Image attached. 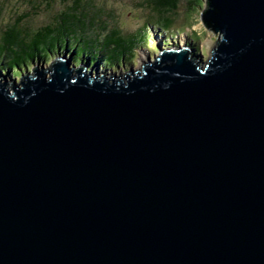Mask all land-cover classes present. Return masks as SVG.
I'll use <instances>...</instances> for the list:
<instances>
[{
  "label": "water",
  "instance_id": "obj_1",
  "mask_svg": "<svg viewBox=\"0 0 264 264\" xmlns=\"http://www.w3.org/2000/svg\"><path fill=\"white\" fill-rule=\"evenodd\" d=\"M204 6L207 63L0 75V264H264V0Z\"/></svg>",
  "mask_w": 264,
  "mask_h": 264
},
{
  "label": "trees",
  "instance_id": "obj_2",
  "mask_svg": "<svg viewBox=\"0 0 264 264\" xmlns=\"http://www.w3.org/2000/svg\"><path fill=\"white\" fill-rule=\"evenodd\" d=\"M192 1L194 8L204 3L203 0ZM180 2L143 0L150 8V16L145 26L133 33H123L111 11L94 0H70V5L55 15L53 21L36 28L23 25L22 18L26 16H22L21 20L4 25L0 34V75L19 77L28 67L39 65L52 54L70 57L71 64L80 63L98 70L101 66L102 72L129 65L135 58L136 46H151V36L145 33L147 27L155 26L167 34L178 32L173 27ZM50 8L49 3L40 12L48 13ZM187 46L194 50L192 44Z\"/></svg>",
  "mask_w": 264,
  "mask_h": 264
},
{
  "label": "rangeland",
  "instance_id": "obj_3",
  "mask_svg": "<svg viewBox=\"0 0 264 264\" xmlns=\"http://www.w3.org/2000/svg\"><path fill=\"white\" fill-rule=\"evenodd\" d=\"M94 2L103 6L105 10L111 11L113 18L116 20V25L123 33H133L141 29L145 26L150 16V8L143 4V0H94ZM49 3L51 4L49 12H40L48 7ZM193 3L192 0H181L173 27V29L178 30L177 33L171 31V34H167L165 31L158 30L155 26L147 27L145 33L151 36V46L146 48L136 46L135 58L132 59V62L116 70L125 72L130 67L138 70L148 59L150 61L156 60L160 53L163 52L162 49L165 48L184 49V47H187L191 51V55H194L199 61L207 63L211 58L212 50L220 39V33H213L204 28L201 21V12L205 7L204 3H201L198 8H194ZM67 5H70V0H65L64 2L63 0H0V34L4 25L13 23L17 19L21 20L22 16H26L24 19L22 18L21 23L23 25H33L35 28L39 25H47V23L55 19V15L66 9ZM105 21L108 22L107 20ZM106 24L113 25L109 22ZM187 44H192L194 50H192V47H188ZM63 56L52 54L46 61L39 63V65L35 64V67L42 66L44 69H48L58 58ZM65 58L69 62L70 57L68 58L67 56ZM142 61L143 63H141ZM70 65L77 68L81 64L70 63ZM35 67H28L23 74H31ZM99 68L102 71L101 66ZM90 69H93L91 72L96 70L88 67L86 70L90 71ZM100 70L98 72H101ZM5 79L18 83L20 76L12 77L10 75L5 77Z\"/></svg>",
  "mask_w": 264,
  "mask_h": 264
}]
</instances>
